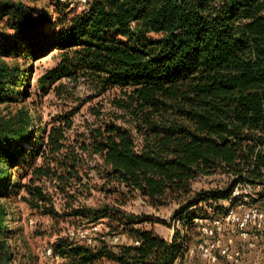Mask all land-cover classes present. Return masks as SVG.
Returning <instances> with one entry per match:
<instances>
[{
	"label": "trees",
	"instance_id": "1",
	"mask_svg": "<svg viewBox=\"0 0 264 264\" xmlns=\"http://www.w3.org/2000/svg\"><path fill=\"white\" fill-rule=\"evenodd\" d=\"M77 5L0 1V264H21L10 241V197L20 191L56 224L97 223L98 234L120 237L112 246L57 234L60 264H174L193 245L199 205L264 183V0ZM49 52L57 61L36 78L40 93L84 85L110 94L123 116L88 106L92 120L75 127L78 103L43 123L28 88L33 61ZM218 175L232 180L194 190L197 178ZM94 192L101 198L89 204ZM134 198L178 205L184 233L170 242L136 226L148 218L126 209Z\"/></svg>",
	"mask_w": 264,
	"mask_h": 264
},
{
	"label": "rangeland",
	"instance_id": "2",
	"mask_svg": "<svg viewBox=\"0 0 264 264\" xmlns=\"http://www.w3.org/2000/svg\"><path fill=\"white\" fill-rule=\"evenodd\" d=\"M6 1V0H0ZM24 2L26 5H36L44 8L49 0H14ZM53 8V7H51ZM3 60H8L7 58ZM57 61L54 52H49L47 55L40 59L33 61L35 66L29 82V92L31 94L30 101L34 100L36 103L37 111L43 123L51 122L54 118L63 116V112L70 111L76 104L82 103L80 109L75 113L74 124L75 127L83 124L84 120L91 121L92 118L87 112L88 106H95L102 108L105 114H111L117 116H123L121 111L111 106V100L113 97L109 94L102 96H95L94 93L86 88L84 85H80L78 89H73L72 84L63 90V94L56 96L52 92L43 94L36 89V78L43 74L46 70L52 68ZM70 92L71 94H67ZM91 96V99L87 101V98ZM73 98V100H71ZM4 104H0V114H5ZM231 178L227 176H211V177H199L194 182V190H214L221 189L229 185ZM26 181V179H25ZM241 184V183H240ZM253 188V187H252ZM241 189L242 186H241ZM264 195V183L259 187L253 188V195H257L256 192ZM259 194V195H260ZM25 195L23 191L11 195L12 211L14 213V222L12 228L14 234L10 240L16 251V259L21 264H60V259L52 258L47 255V248L57 239V234L60 236L68 235L69 231L75 229L74 225L66 222H59L56 224L48 215L43 214L42 210L34 209L29 206L25 201L21 199V196ZM101 198L99 193L94 192V196L88 199L89 204L97 202ZM57 208H59L60 201L56 200ZM258 206L264 208V196L259 200L254 201ZM223 200L220 199L217 203H211L210 207L204 203L199 205L198 218L194 219V226L192 227L190 234L193 240V244L198 240L199 227L201 219H209L222 212ZM126 209L139 215L144 216L147 219L142 224L136 226L143 227L144 229H153L159 236L163 237L167 241H172L177 232L183 234L184 227L181 225L180 220L176 217L178 205L171 204L159 208H153L149 206L143 199L134 198L129 201ZM206 214V216L204 215ZM202 215V216H201ZM206 217V218H205ZM105 222V221H104ZM102 264H111L109 262H103Z\"/></svg>",
	"mask_w": 264,
	"mask_h": 264
},
{
	"label": "built area",
	"instance_id": "3",
	"mask_svg": "<svg viewBox=\"0 0 264 264\" xmlns=\"http://www.w3.org/2000/svg\"><path fill=\"white\" fill-rule=\"evenodd\" d=\"M86 2L87 0H77V8L84 9ZM71 5L73 6L74 3ZM85 9L87 10V8ZM253 196H255L253 188L249 183H238L230 197L223 200L222 212L209 219H201L198 224V240L189 246L174 264H191L190 259L196 255L212 263L222 259L224 264H243V249L235 246L232 237L226 241L220 237L228 225L234 227L237 238L243 242L246 248L255 250L260 247L264 251V208L253 202ZM99 231L100 225L91 223L70 230L69 235L71 238L84 241L87 244H92L97 237L112 246L120 242L119 235H100ZM135 244H138V241ZM46 253L52 258L59 259V257L53 256L50 247L47 248Z\"/></svg>",
	"mask_w": 264,
	"mask_h": 264
},
{
	"label": "crops",
	"instance_id": "4",
	"mask_svg": "<svg viewBox=\"0 0 264 264\" xmlns=\"http://www.w3.org/2000/svg\"><path fill=\"white\" fill-rule=\"evenodd\" d=\"M220 237L224 241L232 237L235 241V246L243 249V264H252L255 262H261L262 264H264V251L260 249V247H257L255 250H249L248 248H246L243 242H240V240L237 238V234L233 226L228 225L225 231L220 234ZM190 262L191 264H224V261L222 259H219L217 262L212 263L208 260L201 259L198 255L192 257L190 259Z\"/></svg>",
	"mask_w": 264,
	"mask_h": 264
}]
</instances>
